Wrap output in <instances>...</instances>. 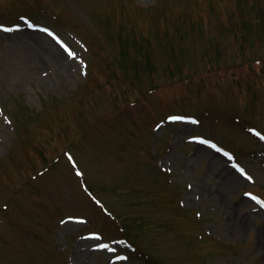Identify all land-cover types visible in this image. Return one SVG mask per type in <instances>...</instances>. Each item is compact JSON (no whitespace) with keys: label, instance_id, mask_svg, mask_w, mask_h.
<instances>
[{"label":"rangeland","instance_id":"1","mask_svg":"<svg viewBox=\"0 0 264 264\" xmlns=\"http://www.w3.org/2000/svg\"><path fill=\"white\" fill-rule=\"evenodd\" d=\"M0 264H264V0H0Z\"/></svg>","mask_w":264,"mask_h":264},{"label":"bare ground","instance_id":"2","mask_svg":"<svg viewBox=\"0 0 264 264\" xmlns=\"http://www.w3.org/2000/svg\"><path fill=\"white\" fill-rule=\"evenodd\" d=\"M216 156V155H215Z\"/></svg>","mask_w":264,"mask_h":264}]
</instances>
